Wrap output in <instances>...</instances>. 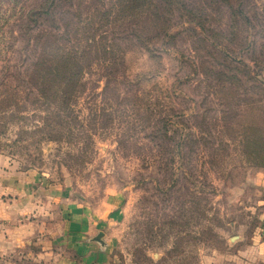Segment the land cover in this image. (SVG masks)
Returning <instances> with one entry per match:
<instances>
[{"label":"rangeland","instance_id":"rangeland-1","mask_svg":"<svg viewBox=\"0 0 264 264\" xmlns=\"http://www.w3.org/2000/svg\"><path fill=\"white\" fill-rule=\"evenodd\" d=\"M0 178V264H264V0H0Z\"/></svg>","mask_w":264,"mask_h":264},{"label":"crops","instance_id":"crops-1","mask_svg":"<svg viewBox=\"0 0 264 264\" xmlns=\"http://www.w3.org/2000/svg\"><path fill=\"white\" fill-rule=\"evenodd\" d=\"M5 178H0V198L1 191L6 189ZM18 185H11L10 190L13 193H19V197L16 200L8 201L4 203L3 199H0V250H12L19 246V243H22L27 239L29 235V225H13L7 227L14 219L18 216L32 214L35 204L33 205L32 195L28 192H25L24 189H21ZM28 190V189H27ZM252 249L258 252V257L256 260L262 261L264 263V241H257L255 245L252 246Z\"/></svg>","mask_w":264,"mask_h":264},{"label":"water","instance_id":"water-1","mask_svg":"<svg viewBox=\"0 0 264 264\" xmlns=\"http://www.w3.org/2000/svg\"><path fill=\"white\" fill-rule=\"evenodd\" d=\"M99 237V236H98Z\"/></svg>","mask_w":264,"mask_h":264}]
</instances>
